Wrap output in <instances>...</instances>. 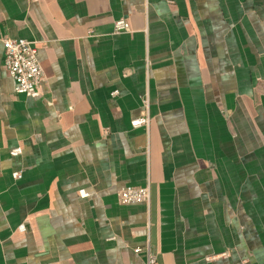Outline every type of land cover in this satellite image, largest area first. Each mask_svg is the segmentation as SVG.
<instances>
[{"label":"crops","instance_id":"1","mask_svg":"<svg viewBox=\"0 0 264 264\" xmlns=\"http://www.w3.org/2000/svg\"><path fill=\"white\" fill-rule=\"evenodd\" d=\"M18 38L34 94L3 65ZM135 248L264 264V0H0V264H146Z\"/></svg>","mask_w":264,"mask_h":264},{"label":"built area","instance_id":"2","mask_svg":"<svg viewBox=\"0 0 264 264\" xmlns=\"http://www.w3.org/2000/svg\"><path fill=\"white\" fill-rule=\"evenodd\" d=\"M130 27L125 19H118L114 23V32L124 33L129 32ZM3 65L7 74L13 79L15 83V92L17 94H34L37 92L41 81L44 77L43 68L37 58L36 45L26 39H3ZM145 102V110L139 117L133 118L130 121L132 128H145L148 129L150 125V117L147 110V102ZM21 154L20 148H14L10 151L11 156H17ZM14 179L21 178V172L12 173ZM79 195L82 198L88 196L84 190L79 191ZM118 199L121 204H148L150 201L149 187H124L118 192ZM24 230L23 226L19 228ZM144 251L146 257V264H154L156 257L153 256L148 248L143 250L141 248H135L134 252L139 254Z\"/></svg>","mask_w":264,"mask_h":264}]
</instances>
